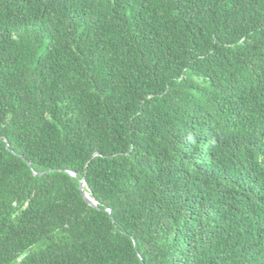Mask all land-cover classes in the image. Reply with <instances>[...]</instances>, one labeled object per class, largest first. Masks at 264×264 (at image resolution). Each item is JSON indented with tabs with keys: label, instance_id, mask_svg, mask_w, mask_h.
I'll use <instances>...</instances> for the list:
<instances>
[{
	"label": "trees",
	"instance_id": "1",
	"mask_svg": "<svg viewBox=\"0 0 264 264\" xmlns=\"http://www.w3.org/2000/svg\"><path fill=\"white\" fill-rule=\"evenodd\" d=\"M0 264H264V0H0Z\"/></svg>",
	"mask_w": 264,
	"mask_h": 264
},
{
	"label": "water",
	"instance_id": "2",
	"mask_svg": "<svg viewBox=\"0 0 264 264\" xmlns=\"http://www.w3.org/2000/svg\"><path fill=\"white\" fill-rule=\"evenodd\" d=\"M70 174H72L73 176H76V173H75V172L70 171ZM79 184H80L79 187H80V190H81V192H82V194H83L84 199H85L90 205H92V206H94V207H97V201H96L94 198H92V197L90 196L89 188H86V187H85L84 179H81V180L79 181Z\"/></svg>",
	"mask_w": 264,
	"mask_h": 264
}]
</instances>
